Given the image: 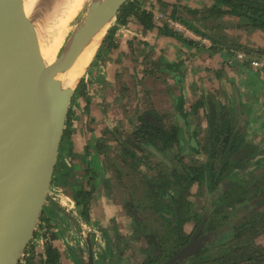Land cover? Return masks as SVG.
<instances>
[{"label": "crops", "instance_id": "0c3cea01", "mask_svg": "<svg viewBox=\"0 0 264 264\" xmlns=\"http://www.w3.org/2000/svg\"><path fill=\"white\" fill-rule=\"evenodd\" d=\"M138 1L141 2L143 10L152 14L153 27L146 29L138 20L131 19L126 30L116 31L115 42L118 48L110 53L109 51L101 53L102 60L98 66L102 64L104 69L95 68L96 76L92 90L94 97L86 101L80 96L72 103L67 122V135L61 147L62 169L59 168L60 172L56 171L57 185L66 195L68 193L71 196L75 191L84 190L92 193L95 203L100 202L99 209L104 213H101V216L105 219L102 225L104 228H111L107 230L108 240L106 238L105 245L98 247L96 252L94 249L95 259L99 255L102 264H141L152 251L145 238L138 242L131 231L122 228L123 231L119 233L109 222L112 218H116L118 222L127 219L116 196L120 194L116 189L117 184L112 182L115 172L110 171L105 162L107 157L112 155L109 146L112 144L110 141H113L114 129L118 125L123 126L122 111L119 110V118H112L113 113L110 111L118 106L123 91L129 89L125 86L130 84L129 78L136 80L137 85H144L149 80L146 77L150 76L156 84L164 80L163 85L158 87V92L155 91L154 94L167 93L169 107L173 108L174 112L178 106L181 110L182 104L188 103L189 100L191 102V98L197 95L195 105L199 108L197 111L199 113L196 115H200L203 129L208 132L209 122L219 124V117L225 115L227 120L224 123L240 127L238 134L243 140V148L247 150V146L251 145L252 155L258 157L264 155V73L240 63L232 52L241 49L250 50L254 55H264V29L252 27V22L246 17L227 13L229 8L219 5L215 0ZM218 9L223 13L218 14ZM170 22L185 25L187 33H179L196 43H186L162 34V28L165 25L170 27ZM199 37L208 39L213 46L206 45L203 38ZM105 64L108 67L107 73ZM152 69L153 73L148 76L149 72L146 71ZM97 76H100L99 81ZM223 110L226 112H222ZM185 112L187 113L186 110ZM153 115L159 117L157 113ZM159 119L164 123L160 117ZM182 119L183 122L179 120L177 123L187 127L189 119L185 120L183 117ZM186 137L188 139V136ZM148 151L150 155L146 159L149 164L140 165L139 169H136L142 175L139 179L141 182H147L150 187L155 188V184H161L167 179L168 173L165 170L175 168L182 172L175 164L176 147H166L163 151L160 147H151ZM163 155L169 158L165 163H162ZM263 165L264 159H257L252 165V171H259ZM170 166L172 168L169 169ZM155 168H159V171ZM167 189L169 188L166 186L163 191L168 193V197L164 192V197L159 196L160 200L155 202L163 206L164 203L170 202V191ZM55 202L65 208L73 206V202L61 194L56 196ZM132 203L129 202L128 205L140 212V205ZM131 208L128 207L129 210ZM151 208L159 213L163 211L171 214L169 209L162 206L152 205ZM97 210V207L92 206L91 217L96 215ZM71 214L72 212L69 216ZM191 230L192 222L185 226L184 231L186 235H190ZM74 231L76 235L60 233V239L52 242L60 253V264L81 262L77 261L81 259L80 246L69 243L70 240H77L76 238L79 239V243L81 228L79 231V228L75 227ZM131 240L135 242L130 250ZM43 250L41 247L37 248L31 264L45 262ZM95 261L98 264V259Z\"/></svg>", "mask_w": 264, "mask_h": 264}, {"label": "water", "instance_id": "95a60500", "mask_svg": "<svg viewBox=\"0 0 264 264\" xmlns=\"http://www.w3.org/2000/svg\"><path fill=\"white\" fill-rule=\"evenodd\" d=\"M128 1L91 0L49 70L41 53L38 1L0 0V264H17L33 238L52 192L74 98ZM74 69L76 77L69 78ZM143 119L161 127L152 113ZM197 235L164 264L202 251L206 239ZM87 241L88 255L81 256L84 264H95Z\"/></svg>", "mask_w": 264, "mask_h": 264}, {"label": "rangeland", "instance_id": "374dc122", "mask_svg": "<svg viewBox=\"0 0 264 264\" xmlns=\"http://www.w3.org/2000/svg\"><path fill=\"white\" fill-rule=\"evenodd\" d=\"M136 1L139 2L138 0ZM140 3L141 2H139V4ZM131 19H136V18L133 16H129L125 20V22L121 24L117 23V19H116L109 26L106 38L109 36L110 39L109 41L103 43L94 64L92 65L88 75L83 81L80 90L77 93L76 98H74V100L78 99L80 96L84 97L86 101L94 97V91L92 90L94 87L93 85L95 80L94 77L96 76L95 68L99 67L100 69H104L102 64L98 66V64L102 60L101 53H104L105 51H109L110 53L111 51L116 50L118 48L117 47L118 44L116 45L115 42L116 41L115 37L117 35L116 31L119 29L120 31L126 30L128 28V23H130ZM113 28L115 29L114 32H112ZM75 30H76V26L73 27L71 32L65 38L66 40L62 45V47L60 48V52L67 45L71 35ZM200 38H203L202 40L204 42L206 40L207 43L206 45L210 47L213 46V43H211L208 39H205L204 37H199V39ZM240 51L255 58L264 56L258 54L254 55L252 52H250V50L244 51L239 49V50H234L232 52H240ZM105 65H106L105 70L107 73L108 67L107 64ZM146 78L149 80H147L144 85L142 84L137 85L136 80L134 81L132 78H129L130 84L125 85L129 89L123 91V93L121 94L122 96L119 99L120 102L118 103V106L113 107L110 111V113H113L111 115L112 118L114 117L119 118L120 117L119 110L122 111L123 126L121 127V125H118L117 128L114 129L115 131L113 130L114 131L113 141H110L112 144L111 146H109L110 147L109 150H111L112 155L107 157V161L105 162V164H107V168L110 169V171L115 172L113 173L112 182L114 181L117 184L116 189L119 190V193L121 195L118 194L116 196H118L117 198L121 202L120 204H122L120 206L124 209V214L127 219L123 220V222H118L120 223L119 225L117 224L115 217H114L115 219L112 218V220L109 222H110V226H112V228H115V230L117 231L121 228H125L127 231H131V232H133L132 230L141 231V228L145 227L144 232L149 235L151 241L153 236H157L154 239L156 241L155 243H157L156 250L155 251L152 250L153 252L152 253L150 252V254L148 255L152 257H155V255L157 256L165 255L161 261H157V263H154V264H160V262H163L165 258L171 257L172 255L174 256V254L171 251L173 250L174 247L173 242L177 238V235L180 232V224L183 225V229H184V226L190 224V222H188V220L187 221L184 220L186 219V216L184 215L182 216L181 220L178 221L175 219L172 220L170 218V215L164 212L163 213L161 212L160 214L158 211L153 210V208H151L152 205L154 207L162 206L163 208H165L164 206L166 205L163 206L155 202L156 200L157 201L159 200L158 198L159 194L155 191L154 188L150 187L147 182H141L139 180L140 176L142 177V175L139 171L138 172L136 171V169L138 170V168L132 166V162L129 158V154H126L127 150L130 151L131 157H134L135 155L139 156L138 152L142 153V151L139 149L141 148L139 146L141 141H139L138 139L139 137L137 138V136H135L134 134V130L136 129V125H137V119L145 113H149V112L157 113L159 117L162 119V122H164L163 123L164 126L167 128L175 127L177 121L179 120L183 122L182 117L185 120L189 119L187 125L188 129L187 127H185L186 128L185 136H188V144L191 150H188L185 153V159H186V163L191 167L194 165L195 166L203 165L207 160H208L209 168L211 167L210 162H212L213 160H214L213 162H215L214 164L217 166L221 161L222 151L220 150V152H218L219 151L218 147L214 148L213 146H208V147L206 146L208 132L206 131V129H203V127H201L200 115L199 114L196 115L199 112H192V108L195 107V100L197 99L196 97L197 95L193 96L194 99L191 98L192 99L191 102L189 100L188 103L182 104L181 110L178 106L177 111L174 112V109L169 107L170 102L169 100H167L168 97L167 93H162L161 95L154 94L155 91H157V88L163 85L164 80L156 84L154 83L153 80H151L152 78L151 76ZM97 79L99 81L100 76L99 77L97 76ZM124 88L125 87H123V89ZM178 98L180 97L178 96ZM185 110L187 111V113L185 112ZM179 111H181L180 115H179ZM222 112H226V110H223ZM218 120H219V124L215 122L214 129L221 127L224 121L227 119L225 115H221ZM213 134L214 136L217 135V133L215 132H213ZM220 140L221 138H215V143L219 144ZM247 145L248 143L245 144V146ZM154 146L156 147L157 145L154 144ZM154 146L152 147L155 148ZM158 146L160 147L162 146V144L160 143ZM122 148H124L125 150L122 151ZM204 149H208V151ZM62 153L63 152L61 151L60 154ZM246 153L247 154L243 155V157H241L240 159H236L237 161L235 160V162L238 163L234 169H232L231 171H226L227 178L230 177L228 180L231 183L236 184L238 186H236L231 191L227 192L228 193V195H226L227 197L223 201H221V204L223 203L222 208L220 207V210L218 209V212L214 214V217L211 220H208L207 223L212 229L217 227V225L220 223V220H216L220 218L219 216L226 213H231L233 209L239 206L244 207L246 199L248 198V196L251 195L247 191V188L249 189V185L253 184V181L255 180L259 183L261 179H264V167L261 168L259 171H252V164L255 163L257 159L258 160L264 159V155H259V157L257 155H252L251 145L247 146ZM61 156L62 155H59L58 163L59 162L60 163L58 164L57 172H60L59 168L62 169L60 167L62 165ZM162 157H163L162 163H165V160H169V158L166 155H163ZM175 164H178V161L175 162ZM158 169H156V171H159ZM209 177H210V172H208L207 174L206 182H209ZM57 180L58 179L56 178V183H54L53 185L52 192L50 193V196L47 198V203L44 207L42 216L40 218V222L36 227L33 238L27 244L17 264H29V263L31 264V262L36 256V251L38 247L44 249L43 251L45 254L47 245L50 243L52 244V242L56 239L58 240L60 233H62V235L64 234L71 235L73 233L75 234L76 233L74 231L75 227L76 229L79 228V231L81 228L80 231L81 239L79 243H78L79 240L78 238H76L77 240H70L69 243L71 245L77 244L80 246L79 247L80 256L82 255L81 254L82 251L84 252L85 259L88 255L89 247L85 241V239L89 238L88 233H91L93 236L92 238L90 237V240L92 243L93 250L95 248V252L98 247H103L105 245L107 230L109 231L111 228L106 227L107 228L106 229L102 225V223L105 222V219H102L101 216V213L102 214L104 213L99 209L100 202L95 203L93 201V203L91 204L92 206L98 208L97 213L94 217H91L90 215L91 211L89 213L90 215L89 220L83 217H79L81 208L78 207L77 205L76 206L74 205L76 203L74 202L73 197L69 198L70 197L69 195L68 197L65 194V192H62L60 190L61 188L58 187ZM203 185H204L203 182H198V184H195L193 188V196H192L193 209H194V213L199 212V215L202 214L200 211H202L203 207L205 206L206 198L204 199V196L210 192L208 188V184L206 183V185L204 186ZM58 194L64 195L66 196V198L70 199L73 202V206L71 208L70 207L65 208L59 205L58 203H56L55 198ZM170 194L172 197L176 195L174 191H170ZM234 195L239 197L234 198ZM261 195H264V187H262V185L260 188H257L252 193V198ZM181 201L182 202L180 206L186 208L187 206L186 202H184L183 199H181ZM129 202H133L132 205L133 204L140 205L141 209L140 212L138 213L140 216L139 219L132 220V215L128 212L129 210L128 207H130L129 206L130 204L128 205ZM152 202H154V204H152ZM252 206L254 207V205ZM67 211H71L72 214L69 216L71 212L69 213ZM260 211H261L259 212L260 214L264 212L262 209H260ZM196 217L199 218L198 214H196ZM256 219L252 221L253 226L249 228V225L251 224L250 222L247 226H245L241 230L242 234L238 236L236 239L235 238L233 239V242L231 241H230L231 243L226 242L220 249H217L216 251L212 252L211 255L208 256L210 257L211 260H216V263L212 262V264L213 263L214 264H219V263L245 264L246 262H249L248 259L249 257H252V253H254L255 256L259 257V261L257 264H264V216L259 218L257 217ZM173 222H177L179 226L174 227L172 225ZM196 225L197 222L194 221L193 218L192 221L193 233L195 232V229H197ZM158 238L161 240L160 242H162L161 244L162 247L158 245L159 242V241L157 242ZM133 242H135V240L134 241L131 240L132 245L134 244ZM126 244L129 243L126 242ZM159 248H161L162 251H160ZM137 255L140 256L139 253ZM97 256H98L97 257L98 264H102L101 258L99 257V255ZM77 261L79 262L81 261L80 264H84L86 260H84L81 256V259ZM187 264H192V263L189 262Z\"/></svg>", "mask_w": 264, "mask_h": 264}, {"label": "flooded vegetation", "instance_id": "af4514ba", "mask_svg": "<svg viewBox=\"0 0 264 264\" xmlns=\"http://www.w3.org/2000/svg\"><path fill=\"white\" fill-rule=\"evenodd\" d=\"M159 122H160L161 127H162L163 123H161L160 120H159ZM138 123H139V121L137 119V125H138ZM137 125H136V128H137ZM165 128H167V127H165ZM135 130H134V134H135ZM138 139H139V141H141L140 146L143 147V148H139V149H141L142 154L140 152H138L141 156L135 155L134 156L135 158L134 157H131V154H130V151L129 150L126 151V154H129V158H130V160L132 162V166L133 167L135 166V168L137 167L139 169V166L140 165H147V164H149L148 161H147V159H146L150 155L148 150L152 146H154V144L157 145L156 148L157 147L159 148L158 145L160 144L159 143L160 142V137H159V139H157V138H155V136H153V139L154 140L151 143L146 144V145H148L149 148L148 147L146 148L144 146L145 143H143L142 137H139ZM156 140H158V142H156ZM174 147H176V149H177V153H176V157H175V162L178 161V164L177 165L182 170V172L180 173V171H178L175 168L171 169L170 171L165 170V171H167L168 176L170 177V179H168V176H167V179L165 180V181H168V184L165 185L164 184L165 181L162 182L161 184H155L154 186H156V187L154 189H155V191L158 194L161 192V194L159 196L162 195V197H164V194L163 193L166 192V191H163V189H165L166 186L169 188L167 190L174 191L176 193V195L174 197H172L171 194H170V192H169V194H170L169 201L170 202L169 203L168 202L167 203H164V205H166L164 207L166 209H169L170 212H171V214H169V215H170V218L172 220L173 219H175L177 221L178 220H181L182 216L184 215V216H186V219H184V220H186V221L188 220V222H192L193 221V218H194V221L197 222V225H198V222L201 221V220H202L203 223L200 226H198V227L196 225V228L197 229H195V232L194 233H193V227H192V231H191V234L190 235H186V233L184 231L185 226H184V229H183V225L180 224V232L177 235V238L173 242L174 243V247H173V250L171 252L174 255L177 254V252L180 251L188 242H190V240L192 239V237L198 232V235H197L198 238H204V239H206V244H205L204 249L202 251L198 252L197 253L198 255L196 257H194V256H188L186 258H183V259L177 261L175 264H187L189 262L192 263V264H212V262L214 260H211L210 257H208L209 255H211L212 252L216 251L217 249H220L226 242L227 243L233 242V239L234 238L236 239L238 236H240L242 234L241 230L245 226H247L251 222V224L249 225V228L252 227L253 226L252 225V221L253 220H255L257 217L259 218V217L264 216V212L262 214L259 213V212H261L260 209H262V207H264V197H262L264 195H261V196L253 197L252 198V193L257 188H260L261 185H262V187H264V179H261L259 183L255 180V181H253V184H250L249 185V189L247 188V191L251 195L248 196V198L246 199V202H245V206L244 207L243 206H239V207L233 209V211L231 213H226V214H223V215L219 216L220 218H218L216 220H220V223L217 225V227H215L214 229H212L208 225V223H207L208 220H211L214 217V214L218 212V209L220 210V207L222 208V204L223 203L221 204V201H223L227 197L226 196V195H228L227 192L230 191V190H232V189H234L238 185L233 184V183H231L228 180L230 177L227 178V176H226V170H224V167L225 166L224 167L222 166V163L224 162L223 161L224 155L222 154L221 161L217 165V168H215V171H214V175L215 176H216V174H218V172L220 173L219 176H218V179H217V177H212V178L209 177V182H206V180H207V174H208V171L206 169L205 172H204V177H202V179L200 181H198V182H203L204 185H206V183H207L210 192L204 196V199L206 198V200H205V206L206 207L204 206L205 208L203 207L202 211H200L202 214L199 215V212L194 213L193 200H192V190L194 188V185L195 184H198V182L193 183L189 187V189H187V192L186 193H181V191H182L181 188L176 185L179 176L183 175V172H184V168L182 167L183 162L186 165H188L186 163V159L184 158L185 153H186V151L191 150V149L189 148V146H186V149H188V150H184V152L181 154L180 151H179V149H178V147L177 146H174ZM161 148H162V146H160V149ZM124 150L125 149L122 148V151H124ZM161 153H163V152H161ZM245 154H247L245 149H244V151L241 152L240 155L239 154H233V156L235 158H232L231 161H235L236 159H240ZM181 161H183L182 164L180 163ZM204 165L206 167L209 166L208 160L204 163ZM183 166H184V164H183ZM188 166L191 167L190 165H188ZM199 166H195L194 165L192 167H195L196 169H198ZM253 171H255V170H253ZM216 179H217V181H216ZM204 182H206V183H204ZM215 182H216L217 185H216L215 188H213V185H214ZM165 195L167 196L168 193L165 194ZM237 197H239V196H235L234 195V198H237ZM158 198H160V197H158ZM181 199H183L184 202H186V205H187L186 208L185 207L183 208V207L180 206L181 205V202H180ZM162 200H164V199H162ZM92 203H93V201H92ZM235 205H237V204H235ZM252 205H254L255 208ZM91 208H92V205H91ZM130 208H131V206H130ZM128 212L132 215V220H137V219L140 218V216L138 214L139 212L136 211L134 209V207H132L130 210H128ZM161 212L163 213V211H161ZM161 212H160V214H161ZM194 214H195V216H194ZM196 214H198L199 218L196 217ZM117 224L119 225L120 223H118V221H117ZM172 225L174 227L179 226V224H177V222H173ZM121 230H122V228L119 229L118 232L120 233ZM144 230H145V227H142L141 228V231L132 230L133 231L132 233L134 234V237L136 238L137 241L138 240L140 241L141 239L145 238L147 240L148 245H151L152 246L151 247L152 250L155 251L156 250L157 243H155L156 241L154 239L157 236H153L152 237V241H151L149 235L148 234L146 235V233L144 232ZM88 234H90V237L91 238L93 237L91 233H88ZM120 237L122 238V236H120ZM106 238L108 240V234H106ZM123 238H124V236H123ZM85 241H86V244H88L87 239H85ZM160 241L161 240L158 238L157 239L158 245L160 247H162L161 246L162 242H160ZM131 246H132V244L130 245V250L132 248ZM159 250L162 251L161 248H159ZM152 252L153 251H151V253ZM133 254H135V253H133ZM94 256H95V253H94ZM164 256L165 255H159V256L155 255V257L148 256L147 259H145V262L142 261L141 264H154V263H157V261H161ZM172 257H173V255L171 257L165 258L163 260V262H160V264H164L167 260L171 259ZM214 263H216V262H214ZM95 264H97L96 261H95ZM245 264H248V262H246Z\"/></svg>", "mask_w": 264, "mask_h": 264}, {"label": "trees", "instance_id": "16d2710c", "mask_svg": "<svg viewBox=\"0 0 264 264\" xmlns=\"http://www.w3.org/2000/svg\"><path fill=\"white\" fill-rule=\"evenodd\" d=\"M219 5H223L227 8H229V11L227 13L229 14H236L238 16H243L249 19L252 22V27H257L260 29H264V0H215ZM218 14H222L223 12L219 9L217 10ZM225 13V12H224ZM133 16L138 20L146 29L153 27V16L151 13L143 10L140 8L139 2L136 0H130L128 1L120 10L118 16H117V23L121 24L125 22V20L129 17ZM115 29H112V32H114ZM162 34L172 36L174 38L180 39L183 42H188L190 44L196 43L194 40L186 39L181 33L171 29L168 25H165L162 28ZM109 36L105 39L104 42L109 41ZM150 65H155L153 63H149ZM154 69L148 70L146 72H149L148 76H150V73H153ZM147 76V75H146ZM81 87V86H80ZM80 90V88H79ZM78 90V92H79ZM198 107L195 105L194 108H192V112H197ZM153 114V113H152ZM155 114V113H154ZM143 115H141L138 118V125L135 131V135L138 137H142L143 143H145V147L147 148L148 143H151L155 138L159 139L160 137V143L162 144L161 150L165 149L166 147H174L177 146L180 153L182 154L184 150L186 149V146L188 145V139L185 136V127L182 124H176L175 127L172 128H165L163 125L162 127H158L153 123H150L146 120H144ZM159 119V117H158ZM160 120V119H159ZM210 129L208 130V136H207V144L206 146H213L218 147L219 151H222V154L224 155L222 166L224 167V170L231 171L234 167L237 166L238 162L231 161L232 158H235L233 154H241L242 151H244V143L242 138L239 136L238 132L240 131V127L237 128L236 126H232V124L223 123L221 127H218L214 129V123L209 122ZM213 132L217 133L216 136H214ZM67 135V130L64 134V138ZM63 138V141H64ZM215 138H221L220 143H215ZM158 142V140H156ZM140 146V145H139ZM143 148L142 146H140ZM149 148V147H148ZM190 148V147H189ZM208 151V149H204ZM187 152V151H186ZM185 158V156H184ZM230 158V161L228 162ZM184 161V160H183ZM181 161L180 163L182 164ZM214 161V160H213ZM210 162L211 167H206L204 164L200 165L198 169L195 167H189L184 162V166L182 164V167L184 168L183 175L179 176L176 185L181 188V193H186L187 189L195 183L198 182L204 177V172L207 169L208 172H210V178L219 176L216 174L214 175V168H217V166L214 164L215 162ZM240 163V162H239ZM214 167H213V166ZM229 166V168H228ZM172 168L171 166L169 169ZM57 171V168H56ZM216 179V181H217ZM56 182V173L53 179V184ZM165 185L168 184V181H165ZM216 182L213 185V188L216 187ZM231 191V190H230ZM66 194V193H65ZM67 195H69L67 193ZM73 197L74 202L78 207H80V214L79 217L86 218L87 220L90 219V209H91V203L93 201V196L91 192H85L84 190L78 191L71 195ZM70 196V197H71ZM264 197V196H262ZM182 202V201H180ZM262 210L264 211V207H262ZM262 211V212H263ZM202 220L198 222V226L202 224ZM152 247L151 245H148V247ZM198 254L194 255L196 257ZM45 262L42 264H60V253L56 247H54L51 243L47 245L46 251H45ZM248 264H257L259 261V257L255 256L254 253H252V257H249ZM213 262H216L214 260ZM214 264V263H213ZM220 264V263H219Z\"/></svg>", "mask_w": 264, "mask_h": 264}, {"label": "bare ground", "instance_id": "6f19581e", "mask_svg": "<svg viewBox=\"0 0 264 264\" xmlns=\"http://www.w3.org/2000/svg\"><path fill=\"white\" fill-rule=\"evenodd\" d=\"M40 13L41 53L49 70L58 60L60 48L74 26L80 24L91 0H37ZM76 71L68 73L76 77Z\"/></svg>", "mask_w": 264, "mask_h": 264}, {"label": "built area", "instance_id": "2783aa9c", "mask_svg": "<svg viewBox=\"0 0 264 264\" xmlns=\"http://www.w3.org/2000/svg\"><path fill=\"white\" fill-rule=\"evenodd\" d=\"M169 25H170L171 29H173L177 32L187 33L186 27L181 23L170 22ZM204 43L207 44L206 40ZM233 54L235 56L234 58L237 61H239L240 63L247 64L252 69L259 70V71L264 73V56L255 58V57H253V56L251 57L250 55H248L244 52H241V51L240 52H233Z\"/></svg>", "mask_w": 264, "mask_h": 264}]
</instances>
